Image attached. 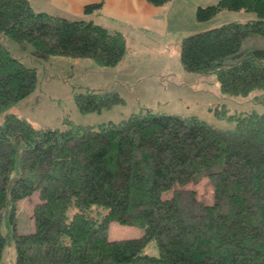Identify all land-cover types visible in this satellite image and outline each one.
<instances>
[{"label": "trees", "instance_id": "trees-1", "mask_svg": "<svg viewBox=\"0 0 264 264\" xmlns=\"http://www.w3.org/2000/svg\"><path fill=\"white\" fill-rule=\"evenodd\" d=\"M161 4L167 0H149ZM88 3L84 12L97 8ZM222 10L253 11L184 35L182 67L214 74L220 91H264V47L224 63L250 35H264V0H216L195 9L197 20ZM0 36L26 41L45 55L88 57L116 65L126 53L123 32L92 19L35 10L29 0H0ZM35 66L0 40V113L31 93ZM75 87V86H74ZM264 94V92H263ZM78 110L123 102L115 90H73ZM232 127L196 115L139 110L95 125L65 117L63 127L34 126L4 113L0 122V264L7 243L14 264H264V113L225 111ZM207 178L210 203L187 184ZM38 192L33 229H17V203ZM172 190L169 196L162 193ZM93 205L106 211L90 213ZM75 210L67 218V209ZM111 221L143 228L134 238H108ZM153 239L157 254L143 252Z\"/></svg>", "mask_w": 264, "mask_h": 264}, {"label": "rangeland", "instance_id": "rangeland-1", "mask_svg": "<svg viewBox=\"0 0 264 264\" xmlns=\"http://www.w3.org/2000/svg\"><path fill=\"white\" fill-rule=\"evenodd\" d=\"M183 1L186 2L184 5ZM196 1L179 0V4H175L180 10L175 12L171 9L167 20L170 22V32L161 42L147 44L142 42L146 39L141 40L142 36L138 31L127 32L125 56L113 66L99 65L88 57L45 55L26 41H14L9 37L0 36V40L15 56L26 65L35 66L37 72L35 89L13 103L5 112L11 111L24 116L38 128L63 127L65 117L75 123L97 126L103 122H118L133 112L145 109L196 115L217 127L227 128L232 127L234 122L224 115H219L224 108L228 114L248 111L264 113L262 89H254L248 95L224 93L220 91L214 74H200L182 67L179 60L182 36L226 21H245L256 16L253 11L222 10L209 19L197 20L195 8L203 2L199 0L200 2L194 4ZM93 20L99 23L110 22L109 27L113 29L122 27V21H109L104 16L93 17ZM258 47H264V35L247 36L242 40L238 50L220 58V61L233 62L249 50ZM85 87L115 90L124 101L103 107L100 111L82 113L75 104L73 90ZM5 112L0 113V122ZM187 187L193 188L197 197L203 201L207 203L212 201L213 187L207 178L195 184L190 182ZM171 192L172 190L165 191L162 196H169ZM36 201L37 190L18 200L16 210L18 231H32V208ZM74 210V206H69L67 218L72 216ZM105 211L104 207L93 205L90 213L100 216ZM143 232L141 227L111 221L108 238H134ZM143 252L157 254V246L153 239L145 244ZM14 260V246L7 243L2 251V261L14 264Z\"/></svg>", "mask_w": 264, "mask_h": 264}, {"label": "crops", "instance_id": "crops-1", "mask_svg": "<svg viewBox=\"0 0 264 264\" xmlns=\"http://www.w3.org/2000/svg\"><path fill=\"white\" fill-rule=\"evenodd\" d=\"M178 1L167 0L161 4H154L149 0H29L35 10L45 11L69 19L93 20V17L104 16L109 21H122V27L117 30L123 32L125 38L127 32L138 31L142 36L141 40L146 39L142 42L147 44L161 42L162 39L168 37L170 22H167V20L170 17L171 9L175 12L180 10L175 5L179 4ZM215 1L202 0L203 3L198 5H206ZM197 2L200 1L197 0L194 4ZM88 3H99V6L90 12H84L83 8ZM185 3L183 1V5ZM175 15L176 13L173 14V16ZM109 23L103 22L102 24L109 27ZM172 23L175 24L176 22Z\"/></svg>", "mask_w": 264, "mask_h": 264}]
</instances>
